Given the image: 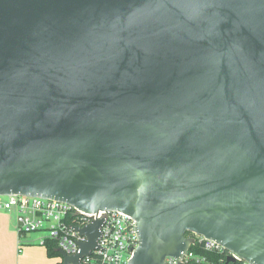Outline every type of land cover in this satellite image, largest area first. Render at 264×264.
Segmentation results:
<instances>
[{
	"label": "water",
	"instance_id": "obj_1",
	"mask_svg": "<svg viewBox=\"0 0 264 264\" xmlns=\"http://www.w3.org/2000/svg\"><path fill=\"white\" fill-rule=\"evenodd\" d=\"M0 194L128 214L129 264H264V0H0Z\"/></svg>",
	"mask_w": 264,
	"mask_h": 264
},
{
	"label": "built area",
	"instance_id": "obj_2",
	"mask_svg": "<svg viewBox=\"0 0 264 264\" xmlns=\"http://www.w3.org/2000/svg\"><path fill=\"white\" fill-rule=\"evenodd\" d=\"M0 210H12L16 214L19 236L29 232L41 233V244L51 240L67 255L78 253L80 243L86 240L77 228L102 219L96 248L80 258L79 264H129L139 243L136 221L119 210L84 211L67 202L20 194H0ZM190 236L194 238L191 246L197 243L206 250L224 251L218 243L202 235L190 233ZM193 259L202 260L189 248L180 258L166 256L165 262L189 264ZM242 264L251 263L242 260Z\"/></svg>",
	"mask_w": 264,
	"mask_h": 264
},
{
	"label": "crops",
	"instance_id": "obj_3",
	"mask_svg": "<svg viewBox=\"0 0 264 264\" xmlns=\"http://www.w3.org/2000/svg\"><path fill=\"white\" fill-rule=\"evenodd\" d=\"M16 227V214L0 210V264H52L46 246L40 243L42 234L29 232L19 236Z\"/></svg>",
	"mask_w": 264,
	"mask_h": 264
},
{
	"label": "trees",
	"instance_id": "obj_4",
	"mask_svg": "<svg viewBox=\"0 0 264 264\" xmlns=\"http://www.w3.org/2000/svg\"><path fill=\"white\" fill-rule=\"evenodd\" d=\"M186 235H190L189 232ZM45 246L48 256L55 257L60 255L56 244L51 240H45ZM190 251L194 255L201 257L202 260L195 261L194 259L189 264H242V261H228L226 251L206 250L200 247L197 243L190 247ZM58 264H61L60 262Z\"/></svg>",
	"mask_w": 264,
	"mask_h": 264
},
{
	"label": "rangeland",
	"instance_id": "obj_5",
	"mask_svg": "<svg viewBox=\"0 0 264 264\" xmlns=\"http://www.w3.org/2000/svg\"><path fill=\"white\" fill-rule=\"evenodd\" d=\"M60 259H61V256L60 255H57L55 257H52L51 258L52 264H58V262L60 261Z\"/></svg>",
	"mask_w": 264,
	"mask_h": 264
}]
</instances>
